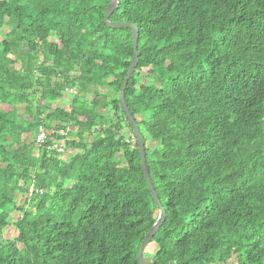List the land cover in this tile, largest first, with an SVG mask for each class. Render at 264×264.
I'll list each match as a JSON object with an SVG mask.
<instances>
[{
  "label": "trees",
  "instance_id": "obj_1",
  "mask_svg": "<svg viewBox=\"0 0 264 264\" xmlns=\"http://www.w3.org/2000/svg\"><path fill=\"white\" fill-rule=\"evenodd\" d=\"M109 2L0 0V264H138L157 221L119 99L132 31L106 26ZM110 19L140 29L126 100L166 211L152 264H264V0H120ZM54 124L69 162L59 137L28 140Z\"/></svg>",
  "mask_w": 264,
  "mask_h": 264
},
{
  "label": "water",
  "instance_id": "obj_2",
  "mask_svg": "<svg viewBox=\"0 0 264 264\" xmlns=\"http://www.w3.org/2000/svg\"><path fill=\"white\" fill-rule=\"evenodd\" d=\"M119 5H120V0H110L109 4L106 7L105 14H104V23L106 24L107 27L111 29H131L132 31V42H133L134 55H133V59L131 61L129 70L127 72V75L122 83L119 99H120L121 108L126 116V119L132 129L133 135L135 136L138 147H139L141 168H142V172L146 180V183L148 185L150 195L153 201L155 202L156 207L159 210L157 221L154 223L152 228L146 234L144 240L141 243L138 254H137L138 264H145L144 255H145L146 249L151 243H153L154 237L159 233L166 219V211L160 201L159 195L156 191V188L153 184V181L150 175V171H149L148 163H147V156H146L145 138L142 135L138 122L136 121L131 109L129 108L128 102L126 100V90L140 62V52H139L140 29L138 25L130 23V22L111 21L110 19L111 15L119 8Z\"/></svg>",
  "mask_w": 264,
  "mask_h": 264
},
{
  "label": "rangeland",
  "instance_id": "obj_3",
  "mask_svg": "<svg viewBox=\"0 0 264 264\" xmlns=\"http://www.w3.org/2000/svg\"><path fill=\"white\" fill-rule=\"evenodd\" d=\"M8 32V28L5 26L4 28L0 29V39L2 38L1 36L6 34ZM54 40V38H53ZM79 67H76V71L73 73V77H77L79 72ZM59 81V79L57 80ZM105 93H110L111 90H104ZM78 95V90L77 89H69L68 91H64V96L62 98V100L58 103V105H56L55 107L56 108H62L66 111H69L70 110V104H71V101L74 99L75 96ZM111 98H113L111 96ZM59 106V107H58ZM126 126V123H124V127ZM73 130V127L71 129V131ZM30 134V133H29ZM32 135H29V138L28 140L32 142ZM135 137V136H134ZM133 135L131 136V141L134 142L135 139H134ZM149 147L150 148H153V144H149ZM68 156L65 157V155H63V159L66 160V162H69L71 157L73 156V151H68ZM73 182V181H72ZM20 204H23L22 201H20ZM17 230H16V227L14 225V221H11L9 226L6 227V229L4 230L3 232V238L5 240H15L17 238ZM154 250V244L151 243L148 248L146 249V252H145V256H144V261H145V264H152L153 263V260H152V252ZM218 264H234V261L233 260H229V261H222V260H219L218 261Z\"/></svg>",
  "mask_w": 264,
  "mask_h": 264
},
{
  "label": "built area",
  "instance_id": "obj_4",
  "mask_svg": "<svg viewBox=\"0 0 264 264\" xmlns=\"http://www.w3.org/2000/svg\"><path fill=\"white\" fill-rule=\"evenodd\" d=\"M69 89H66L68 91ZM70 131V127L68 129H62L59 125L54 124L51 127H46L44 125H40L37 130V134L32 137V142L35 143L37 146L45 147L48 141L54 140V138L59 137V140L54 142L53 146L50 147L51 150H55L58 153L68 156V152L65 150L66 142L69 140L68 133ZM134 137V135H133ZM135 141L136 138L134 137ZM134 141V142H135ZM34 193L43 194L44 191L40 189H35L31 187L27 195H29V200L32 198Z\"/></svg>",
  "mask_w": 264,
  "mask_h": 264
},
{
  "label": "bare ground",
  "instance_id": "obj_5",
  "mask_svg": "<svg viewBox=\"0 0 264 264\" xmlns=\"http://www.w3.org/2000/svg\"><path fill=\"white\" fill-rule=\"evenodd\" d=\"M38 147H40V146H38ZM40 148H43V147H40Z\"/></svg>",
  "mask_w": 264,
  "mask_h": 264
},
{
  "label": "crops",
  "instance_id": "obj_6",
  "mask_svg": "<svg viewBox=\"0 0 264 264\" xmlns=\"http://www.w3.org/2000/svg\"><path fill=\"white\" fill-rule=\"evenodd\" d=\"M58 105V104H57ZM59 107V106H58Z\"/></svg>",
  "mask_w": 264,
  "mask_h": 264
}]
</instances>
